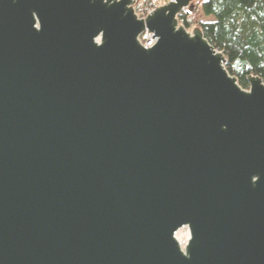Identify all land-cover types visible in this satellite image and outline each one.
Here are the masks:
<instances>
[{"label":"water","instance_id":"water-1","mask_svg":"<svg viewBox=\"0 0 264 264\" xmlns=\"http://www.w3.org/2000/svg\"><path fill=\"white\" fill-rule=\"evenodd\" d=\"M194 1L0 0V264H264V83Z\"/></svg>","mask_w":264,"mask_h":264},{"label":"trees","instance_id":"trees-1","mask_svg":"<svg viewBox=\"0 0 264 264\" xmlns=\"http://www.w3.org/2000/svg\"><path fill=\"white\" fill-rule=\"evenodd\" d=\"M143 1H133L138 14ZM197 10L211 19L190 22L188 16ZM176 18L186 30H201L223 54L224 68L241 88H248L247 75L258 76L264 83V0H195L192 10L184 8Z\"/></svg>","mask_w":264,"mask_h":264},{"label":"built area","instance_id":"built-area-1","mask_svg":"<svg viewBox=\"0 0 264 264\" xmlns=\"http://www.w3.org/2000/svg\"><path fill=\"white\" fill-rule=\"evenodd\" d=\"M170 1H174V0H144L140 4V6L138 7L139 14L136 13L135 11L134 12L137 15V17L143 18L146 14L150 13L154 8L161 6L163 4H166L167 2H170ZM132 7H133V5H132ZM152 35L153 34L151 32L144 29L142 32H140L137 35V40L142 47L148 48V47H151L155 42V38L152 37ZM176 233H178V232L176 231L175 234ZM175 234H174V236H175ZM175 238H176V236H175ZM176 240H177V238H176Z\"/></svg>","mask_w":264,"mask_h":264},{"label":"rangeland","instance_id":"rangeland-1","mask_svg":"<svg viewBox=\"0 0 264 264\" xmlns=\"http://www.w3.org/2000/svg\"><path fill=\"white\" fill-rule=\"evenodd\" d=\"M200 14L201 13H199V11L197 10L194 14H190L188 16V20L192 23L197 21V20H200L202 18ZM192 28H190L189 31ZM177 232L178 233H176V235L179 237L180 242H181L180 246H181V248H183V246L185 245V243L189 237L188 229H187V227L184 226V227H181L180 229H178Z\"/></svg>","mask_w":264,"mask_h":264},{"label":"crops","instance_id":"crops-1","mask_svg":"<svg viewBox=\"0 0 264 264\" xmlns=\"http://www.w3.org/2000/svg\"><path fill=\"white\" fill-rule=\"evenodd\" d=\"M199 13H200V12H199ZM200 15H201V14H200ZM201 17H202V18H201L200 20H209V19H211L210 17H204V16H202V15H201Z\"/></svg>","mask_w":264,"mask_h":264},{"label":"bare ground","instance_id":"bare-ground-1","mask_svg":"<svg viewBox=\"0 0 264 264\" xmlns=\"http://www.w3.org/2000/svg\"><path fill=\"white\" fill-rule=\"evenodd\" d=\"M175 236H176L178 242L181 244L179 237L176 234H175Z\"/></svg>","mask_w":264,"mask_h":264}]
</instances>
